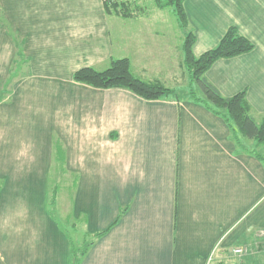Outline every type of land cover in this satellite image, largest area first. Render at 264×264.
<instances>
[{
  "label": "crops",
  "instance_id": "0c3cea01",
  "mask_svg": "<svg viewBox=\"0 0 264 264\" xmlns=\"http://www.w3.org/2000/svg\"><path fill=\"white\" fill-rule=\"evenodd\" d=\"M124 1L121 16L102 0H0L14 35L0 23V264H264L262 163L237 151L221 116L175 87L187 26L196 56L235 26L253 47L215 60L204 77L224 97L244 91L259 120L264 0H183L186 28L169 7ZM115 58L175 92L146 100L72 78ZM24 96L51 105L19 106ZM57 147L72 177L64 215L56 200L41 203ZM29 161L46 169L23 170Z\"/></svg>",
  "mask_w": 264,
  "mask_h": 264
},
{
  "label": "trees",
  "instance_id": "16d2710c",
  "mask_svg": "<svg viewBox=\"0 0 264 264\" xmlns=\"http://www.w3.org/2000/svg\"><path fill=\"white\" fill-rule=\"evenodd\" d=\"M158 7H171L177 24L186 28L187 16L183 7V0H155ZM128 4L124 0H114L104 3L108 13L121 16L127 15ZM1 10V9H0ZM0 23L6 28L7 33L14 38L12 30L4 21L0 11ZM181 51L180 66L188 76L185 87L186 95L203 105L205 108L223 118L229 128L230 138L234 142L237 151H245L256 157L264 167V114L256 120L250 113L249 104L244 91H239L232 96L224 97L204 77L207 68L219 58H228L248 52L253 47L252 42L242 35L235 26H229L218 43L200 53L193 54L192 45L195 40L193 32L184 34ZM73 80L96 88H123L146 100H155L168 97L175 91L158 81L143 80L137 77L131 70L127 58H115L110 60L104 69L82 67L74 71ZM253 142L248 145V142ZM57 154L62 163V154L57 147ZM55 187H53L50 204L55 202ZM103 231H98L99 236ZM79 254L86 249L87 243L82 245Z\"/></svg>",
  "mask_w": 264,
  "mask_h": 264
},
{
  "label": "rangeland",
  "instance_id": "374dc122",
  "mask_svg": "<svg viewBox=\"0 0 264 264\" xmlns=\"http://www.w3.org/2000/svg\"><path fill=\"white\" fill-rule=\"evenodd\" d=\"M134 1L136 3H138V4H140V5H141V3H143L142 1H144L143 4L145 6L144 5L143 6L145 8H146V5H149V4L151 5L153 2L156 5L155 0H134ZM134 1H132L131 3H134V5H136V3ZM167 7H158V8H167ZM145 8H143V9H145ZM169 8H171V7L169 6ZM189 29H188V26H187V31H190ZM177 35H179V34H177ZM16 40H18L19 42L17 41V43L20 44V40L19 39H16ZM182 77L183 78H180V81H176V84H175V87L177 88V91L180 92V93H183L184 92L185 87H186V85L188 83V76L185 74V75H182ZM167 85L168 86H174V85H170V83H168ZM6 92L5 93H1V95L2 96H7L6 95ZM7 97H4V98L7 99ZM51 100H52L51 98L40 97L35 102L34 99L31 100L28 97L25 98V96L24 97H17V101L20 103V104H18L19 106H21V105L22 106H25V105L28 106V105H30V107L40 106V107H44L45 108V107H48V106L51 105ZM6 101H8V100H6ZM54 102H55V98H54V101H52V103H54ZM50 140H51V138H49V142H50ZM54 140H55V137H52V144H53ZM94 140L95 139L93 138V141ZM45 143H46V140L45 141H42V144L41 145H44ZM252 143L253 142L249 141L248 142V145H250ZM52 149H53V153H54L55 146H53ZM55 154H56V156H55V159H56L58 154H57V152ZM51 162L52 161H47V171H46L47 173H46V175H48V179H47L46 184H45L46 187L43 186V189H46V190L44 191V193H42V196H41L42 197V202L41 203H42V205H47V198L50 199L51 193H52V188L56 186L57 188H55V190L57 192V195H56V199H55L56 200V204H54V205L57 206L56 207V211H58V207H59V205H61V207H59L60 208V213H61V215H64L66 213L65 212L66 211V208H68L69 205H71L70 194H71V181H72V177H71V174L69 172L67 173V171L66 172H63V173L61 172V170L59 168L60 163L57 162V160H56V163H53V168H50V170H49V167L51 165ZM10 166L12 167V170H16V168H17L15 166H12V164H10ZM7 168L4 167V169L8 170ZM45 169H46V163H43V162H39L38 163L37 161H29V163L27 164V166L23 167V170H25L27 172L34 173V174L38 170L39 171H44ZM18 172H19V170L17 171V173ZM4 173L6 175L8 174V172H4ZM46 175L44 176L45 179H46ZM33 192H35L34 189H33ZM37 196H38L37 193L36 194L35 193H32L31 194V197H37ZM28 202H31V201H28ZM49 205H52V204H50V202H49ZM63 211L65 213H63ZM61 220L64 221V219H62V218H61ZM63 225L65 226V228L67 229V231L70 234H72L73 229L71 228L70 221H68L67 225L65 223ZM72 235H74V234H72ZM259 236L261 237V239H263V236L261 235V233L259 234ZM75 243H79L78 238L76 236H75ZM245 250L246 249L243 248V252L241 254H243L245 252Z\"/></svg>",
  "mask_w": 264,
  "mask_h": 264
},
{
  "label": "built area",
  "instance_id": "2783aa9c",
  "mask_svg": "<svg viewBox=\"0 0 264 264\" xmlns=\"http://www.w3.org/2000/svg\"><path fill=\"white\" fill-rule=\"evenodd\" d=\"M102 1H103V3H111L114 0H102ZM233 252L235 254H241L243 252V248L242 247H236V248L233 249Z\"/></svg>",
  "mask_w": 264,
  "mask_h": 264
}]
</instances>
